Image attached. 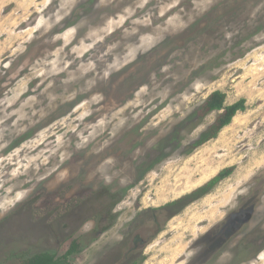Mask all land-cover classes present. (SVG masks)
I'll list each match as a JSON object with an SVG mask.
<instances>
[{
    "label": "rangeland",
    "instance_id": "1",
    "mask_svg": "<svg viewBox=\"0 0 264 264\" xmlns=\"http://www.w3.org/2000/svg\"><path fill=\"white\" fill-rule=\"evenodd\" d=\"M215 90L244 109L190 149ZM259 174L264 0H0V264L97 221L72 264H183Z\"/></svg>",
    "mask_w": 264,
    "mask_h": 264
},
{
    "label": "flooded vegetation",
    "instance_id": "2",
    "mask_svg": "<svg viewBox=\"0 0 264 264\" xmlns=\"http://www.w3.org/2000/svg\"><path fill=\"white\" fill-rule=\"evenodd\" d=\"M177 204L181 203L172 201L163 205L160 210L157 209V212L167 210ZM175 214L170 213L165 221ZM141 217L142 214L139 213V219ZM98 223L97 221L96 227L92 226L83 235V232L80 233L79 230L76 233L78 236L97 234ZM140 226L136 229L138 230ZM130 232H127L126 236L134 233ZM78 236L71 237L65 251L73 243L77 244L78 249L81 247L80 239H76ZM189 248H191L192 256L184 258L183 264H251L260 259V255L264 252V174L257 175L246 184L244 189L236 194L224 215L198 233ZM138 262L139 260L134 264Z\"/></svg>",
    "mask_w": 264,
    "mask_h": 264
},
{
    "label": "trees",
    "instance_id": "3",
    "mask_svg": "<svg viewBox=\"0 0 264 264\" xmlns=\"http://www.w3.org/2000/svg\"><path fill=\"white\" fill-rule=\"evenodd\" d=\"M225 94L220 90H215L210 95L206 97L203 103L193 111L192 114L188 115L185 120L189 121L192 117L196 116L198 111L201 112L198 115V119H200L203 115L211 112V111H220L218 113L215 120L208 125L200 134L199 136L193 140L189 146L190 149L195 148L199 144L215 137L217 133L226 125H228L232 119V117L236 114L237 111L244 109V100L240 99L230 105H225ZM200 121V120H199ZM232 171V168H225L219 171L213 178L209 179L206 183L202 186L196 188L194 191L181 196L174 202H182L190 196H200L204 193L209 192L211 188L221 181L223 178L228 176ZM77 244L73 243L69 249H67L63 254H50L47 252H40L36 253L30 257L25 258L24 260L20 261L19 264H72L69 260L70 254L77 251Z\"/></svg>",
    "mask_w": 264,
    "mask_h": 264
}]
</instances>
